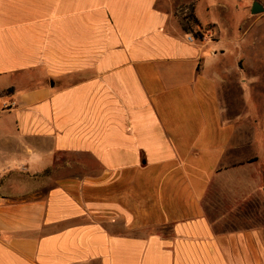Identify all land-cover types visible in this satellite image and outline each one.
I'll return each instance as SVG.
<instances>
[{"label": "crops", "instance_id": "0c3cea01", "mask_svg": "<svg viewBox=\"0 0 264 264\" xmlns=\"http://www.w3.org/2000/svg\"><path fill=\"white\" fill-rule=\"evenodd\" d=\"M211 22L198 39L160 0H0V160L27 171L2 184L0 264H264V91L243 73L232 114Z\"/></svg>", "mask_w": 264, "mask_h": 264}, {"label": "rangeland", "instance_id": "374dc122", "mask_svg": "<svg viewBox=\"0 0 264 264\" xmlns=\"http://www.w3.org/2000/svg\"><path fill=\"white\" fill-rule=\"evenodd\" d=\"M195 4L197 10H195L197 16L200 17V22L203 26L205 34L211 37L214 34L216 27L211 22H217L221 30V47L226 51V61H228V67L231 70L235 67V71L230 72L229 80L232 92L228 96L231 97V109L232 114L237 112L247 111L241 95V87L238 84L239 80L244 73V77H252L253 88L257 91V101L260 98L258 92L264 91V63L258 62L256 57L260 55L264 56V42L257 43L253 47H245V39L241 37L240 28H248L252 30V33L264 31V21L262 23H256L249 14L248 7L251 6L252 0H160V5L168 10H177L178 7ZM197 4V5H196ZM254 4V2H253ZM252 4V6H253ZM178 18V17H177ZM216 24V25H217ZM243 25V26H242ZM213 37V36H212ZM247 50V57L253 66L245 64L242 60L238 61V55ZM245 55V54H244ZM264 61V60H263ZM247 73V75H246ZM248 74H251L249 76ZM246 78V79H247ZM26 169L22 166L15 169L11 167L6 160H0V200L4 197L1 193L2 184L6 178H17L22 180L26 178ZM249 174L246 173L245 176ZM238 177V176H237ZM236 178H234L235 180Z\"/></svg>", "mask_w": 264, "mask_h": 264}, {"label": "trees", "instance_id": "16d2710c", "mask_svg": "<svg viewBox=\"0 0 264 264\" xmlns=\"http://www.w3.org/2000/svg\"><path fill=\"white\" fill-rule=\"evenodd\" d=\"M195 10V4L191 3L178 7L176 15L188 33H191L194 38L203 39L205 37V31Z\"/></svg>", "mask_w": 264, "mask_h": 264}, {"label": "water", "instance_id": "95a60500", "mask_svg": "<svg viewBox=\"0 0 264 264\" xmlns=\"http://www.w3.org/2000/svg\"><path fill=\"white\" fill-rule=\"evenodd\" d=\"M264 11V4L260 0H255L252 6V14H259Z\"/></svg>", "mask_w": 264, "mask_h": 264}]
</instances>
